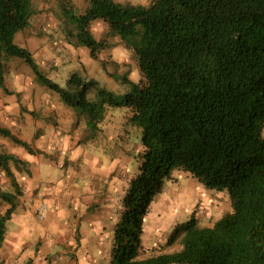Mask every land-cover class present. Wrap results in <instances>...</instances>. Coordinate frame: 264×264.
Returning a JSON list of instances; mask_svg holds the SVG:
<instances>
[{
    "label": "trees",
    "instance_id": "1",
    "mask_svg": "<svg viewBox=\"0 0 264 264\" xmlns=\"http://www.w3.org/2000/svg\"><path fill=\"white\" fill-rule=\"evenodd\" d=\"M33 14L32 0H0L1 90L10 92L6 61L18 58L90 129L103 109L88 98L91 90L108 95L109 105L125 107L127 122L141 128L140 164L121 198L110 264H264V0H89L80 14L63 5L60 27L67 42L86 46L95 59L109 44L90 31L101 19L108 34L132 52L140 78L118 77L128 85L121 98L78 72L65 87L46 76L15 42ZM0 136L34 152L5 127ZM10 162L17 170L23 165L0 151V169L14 189L1 195L9 206L0 213V245L21 194ZM173 170L209 189L227 190L231 210L211 226L191 215L163 244L177 250L142 258L144 218Z\"/></svg>",
    "mask_w": 264,
    "mask_h": 264
},
{
    "label": "crops",
    "instance_id": "2",
    "mask_svg": "<svg viewBox=\"0 0 264 264\" xmlns=\"http://www.w3.org/2000/svg\"><path fill=\"white\" fill-rule=\"evenodd\" d=\"M39 11L40 9L35 11L29 27L25 28L27 34L30 35L27 40L28 46L34 45L33 43L41 45L42 41H37L40 27L49 31L50 17L47 13H38ZM56 19L61 22L62 17L59 16ZM34 21L38 23L35 22V28L39 30H32ZM13 94L5 93L2 90L0 126L9 129L13 135L29 144L34 152H28L25 147L14 143L8 137L3 136L5 140L0 143L1 145L10 140L16 144L18 147L14 152L10 149L6 150L5 146L1 150L12 154L23 162L20 170L9 164L21 194L14 198L16 206L10 219L6 222L4 240L0 245V264H110L113 232L119 221L121 198L127 187L126 185V187L118 189L119 181L118 177L114 175V170L119 163L112 159L108 165L106 162L97 165L93 162L92 157H86L88 171L85 174H78L87 178L84 182L80 179L81 177H76L75 172L69 169L62 168L65 174L59 173L60 171H57L54 162L47 155L48 150L51 149L50 152L53 154L55 151L57 152L55 150L57 148L69 147L67 155L70 156V160H74L82 154L84 149L86 152L89 150L88 140L87 143H84L79 142V137L56 138L53 129H46V122H43L45 127L42 128V131H46L44 135L41 134L42 131L38 130L39 119L34 112L36 111L34 109H38L39 106L34 104L30 111L16 102V106H14V102H9V98ZM71 122H75L74 118ZM20 127H24L32 133L31 137L22 133L23 129L19 130ZM33 128L42 136L34 135L33 137ZM13 129L15 130L13 131ZM2 175L0 172V213H3L9 206L1 195L3 193L14 194L8 177L4 176L2 179ZM88 180H92V182ZM65 182L68 185H65ZM196 182L194 184L196 187V191L194 190L195 199L199 201V205L210 204L208 205L209 210L203 209L210 213L207 217L214 216L215 213L218 214L216 211V209L220 210L216 206L219 204L218 199L212 200L211 198L209 200L206 190L209 188L197 180ZM169 184L175 188L176 195L171 196L166 192L164 185L159 197L152 201L144 218L141 235L140 256L142 258L159 253L155 248L158 244L165 243L172 232H170L171 228H168L172 223L166 221L169 218L168 212L173 213L171 209L181 208L182 204L178 206L180 204L178 199H188L191 192L189 187L184 188L180 195L178 183L170 182ZM41 202H46L50 206V210L43 220L38 219L35 214V209ZM219 218H216L214 222ZM213 223L201 226H211ZM159 237L164 238L162 242L158 241Z\"/></svg>",
    "mask_w": 264,
    "mask_h": 264
},
{
    "label": "rangeland",
    "instance_id": "3",
    "mask_svg": "<svg viewBox=\"0 0 264 264\" xmlns=\"http://www.w3.org/2000/svg\"><path fill=\"white\" fill-rule=\"evenodd\" d=\"M115 1L133 5H147L152 0ZM32 2L35 11L40 9L38 13L42 14L44 12L49 15V31H45L44 28L40 27V32H38L39 38L36 37L37 41H42L41 45L33 43L34 45L28 46L27 40L30 35L27 34V29L15 35V42L17 45L27 48L38 64V68L59 86L65 87L66 79L70 74L78 72L85 80L96 81L100 88L111 93L114 98H121L127 90L128 85L127 83L121 82L118 77L124 75L128 80L134 82H137L140 78V73L133 59L132 52L127 49L118 38L108 34V26L104 24L101 19H97L91 23L90 31L96 40L105 41L109 44L97 54L95 59L90 56L89 49L86 46H73L67 42L60 27L63 23L58 22L56 18L59 16L62 17L63 5L69 6L73 13L80 14L88 5L89 0H33ZM35 22L36 21L33 22V27L31 26L32 30H39L35 28ZM111 73H113V76L110 75ZM3 76L4 84L10 91L9 93H14L13 96H10L9 102H14V106H16L15 102L19 105H23L28 111L34 107V104L39 106L38 109H34L39 119V132L45 127L43 122H46V129H53V133L55 134L54 137L56 138H68V136L79 137V142L84 143L88 140L87 142L90 145L89 150L86 152L84 149L82 154L78 155L75 159L73 158L74 160H70V156L67 155L69 147L57 148L55 149L57 152L55 151L53 154L50 152L51 149L48 150L47 155L50 156L49 159L54 162L57 171H60L59 173H64L62 168H66L70 171H74L76 177H81L78 174H85L87 173L86 171H88L86 157H92L93 162L97 165L101 164V162H106L108 165L111 163L112 159H115L119 163L118 167L114 170V175L118 177L119 181L118 189H122L124 186L126 187L128 183L127 180H129L128 178L138 172L142 144L141 128L127 122V109L125 107L111 106L107 103L109 100L108 95H103L95 90H91L88 93V98L95 101L100 106L103 105V109L100 108L102 113L101 116L98 117V122L95 127L90 129L86 126L83 115H78L75 109L62 103L57 93L52 92L51 89L36 82L34 73L21 59H8L4 65ZM1 93L2 90L0 89V96L2 97ZM28 117L30 119L29 115ZM73 118L75 122H71ZM14 130L15 129H13V131ZM19 130H22V133L30 137L32 135V133L28 132L24 127H20ZM45 131L40 133L44 135ZM41 134L33 128V137L34 135L40 136ZM262 134L264 136V128ZM50 136L53 135L50 134ZM2 140H5V138L0 136V143ZM1 145L0 151H3L1 149H3L4 146L6 150L10 149V151L13 152L16 147H18L10 140ZM9 164L13 166L11 162ZM180 171L181 170H174L170 180L165 181L166 184L164 188L167 190L166 192L170 193L171 196L176 195V190L173 188V185L171 186V184H169L170 182L172 184L178 183L180 195H182L181 190L184 188L189 187L191 192L189 193L188 199H178L180 200L178 206L182 204L181 208L177 207L175 210L171 209L173 213L168 212L167 216H169V218L166 219V221L172 223L168 226L169 229L171 228L170 232L174 229L176 224L187 221L191 215L198 217L197 220L199 225H204L213 223L216 218L221 217L231 210V201L227 190L206 189L209 194V200L211 198L212 200L217 198L219 204L216 206L220 208V210L216 209L218 214L215 213L214 216L207 217L210 213H207L206 210L204 211L203 209L209 210L208 205L210 204L207 206L204 204L199 205V201L195 199L196 195L194 194V190L196 187L194 184L197 183L196 180L186 172ZM0 172H2L1 169ZM2 174V179H4L6 175L3 172ZM80 179L84 182L87 178L82 176ZM88 181L92 182V180ZM64 184L68 185L67 182ZM157 197H159V194L156 195L155 199H157ZM176 203H178V201H176ZM188 208L190 209L188 210ZM152 210H154V208H152ZM165 210L167 209L165 208ZM163 239V237H159L158 241L162 242ZM163 244L164 243L158 244L155 250L157 252H169L179 248L178 245L163 246Z\"/></svg>",
    "mask_w": 264,
    "mask_h": 264
},
{
    "label": "clouds",
    "instance_id": "4",
    "mask_svg": "<svg viewBox=\"0 0 264 264\" xmlns=\"http://www.w3.org/2000/svg\"><path fill=\"white\" fill-rule=\"evenodd\" d=\"M2 171V170H1ZM3 172V171H2ZM4 173V172H3ZM5 174V173H4ZM9 179V178H8ZM10 181V180H9ZM11 183V182H10ZM43 205H45L46 206V214H45V217L47 216V214H48V212H49V210H50V206L46 203V202H41L39 205H38V207H36V209H35V214H36V216L38 217V219H40L39 218V216H38V211L40 210V208L43 206ZM44 217V218H45ZM44 218H42V219H40V220H43Z\"/></svg>",
    "mask_w": 264,
    "mask_h": 264
},
{
    "label": "built area",
    "instance_id": "5",
    "mask_svg": "<svg viewBox=\"0 0 264 264\" xmlns=\"http://www.w3.org/2000/svg\"><path fill=\"white\" fill-rule=\"evenodd\" d=\"M38 212H39L38 213L39 218L40 219L44 218L46 214V206L43 205Z\"/></svg>",
    "mask_w": 264,
    "mask_h": 264
}]
</instances>
